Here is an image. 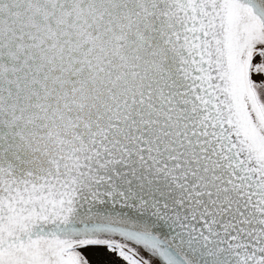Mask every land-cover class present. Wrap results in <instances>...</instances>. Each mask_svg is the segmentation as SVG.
I'll return each instance as SVG.
<instances>
[{"label":"snow or ice","instance_id":"1","mask_svg":"<svg viewBox=\"0 0 264 264\" xmlns=\"http://www.w3.org/2000/svg\"><path fill=\"white\" fill-rule=\"evenodd\" d=\"M161 261L264 264V0H0V264Z\"/></svg>","mask_w":264,"mask_h":264},{"label":"water","instance_id":"2","mask_svg":"<svg viewBox=\"0 0 264 264\" xmlns=\"http://www.w3.org/2000/svg\"><path fill=\"white\" fill-rule=\"evenodd\" d=\"M175 251V250H174ZM176 255L179 257V252H176ZM163 262V261H162Z\"/></svg>","mask_w":264,"mask_h":264},{"label":"rangeland","instance_id":"3","mask_svg":"<svg viewBox=\"0 0 264 264\" xmlns=\"http://www.w3.org/2000/svg\"><path fill=\"white\" fill-rule=\"evenodd\" d=\"M161 264H163V262L161 261Z\"/></svg>","mask_w":264,"mask_h":264}]
</instances>
